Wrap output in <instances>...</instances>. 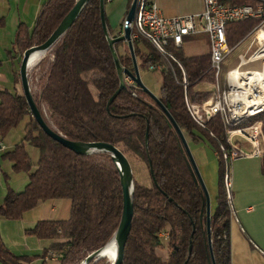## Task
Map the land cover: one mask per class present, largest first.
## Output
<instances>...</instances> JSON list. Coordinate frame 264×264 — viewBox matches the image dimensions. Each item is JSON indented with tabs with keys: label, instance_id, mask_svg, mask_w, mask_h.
<instances>
[{
	"label": "trees",
	"instance_id": "1",
	"mask_svg": "<svg viewBox=\"0 0 264 264\" xmlns=\"http://www.w3.org/2000/svg\"><path fill=\"white\" fill-rule=\"evenodd\" d=\"M219 1L231 5L260 2ZM74 2L46 0L31 30L18 26L14 44L23 51L43 43ZM146 4V0H139V9ZM104 19L107 27L105 14ZM258 22L248 19L228 23L225 27L228 46L233 48L240 43ZM135 27L133 24L132 34L139 32ZM144 33L141 31L132 39L133 52L135 57L141 56L147 69L154 63L163 65L158 101L184 137L197 141L198 132L218 154L216 207L210 214L211 254L204 195L168 116L139 87L126 86L109 102L119 87V77L101 23L100 0H88L73 24L53 44L38 99L47 108L54 129L67 139L108 143L145 163L151 184L144 186L133 179V216L121 264H213L212 258L214 264H230L229 159L222 140L224 124L221 115L198 124L188 109V103H200L210 96L196 88L199 83L213 80L209 52L188 56L181 46L171 43L158 50ZM123 43L116 42L113 48L119 65L133 73L129 50H120ZM43 62L44 58L34 69ZM24 117L28 120L21 140L5 151L3 157L9 159L13 170L24 171L27 181L19 191L6 186L0 218L17 220L39 202L69 199L67 219L40 220L25 231L51 241L42 257L53 252L58 264L81 263L110 241L117 228L122 210L119 172L108 152L79 155L52 140L31 116L22 94L0 89V139ZM255 120L261 121L264 133V111ZM26 145L35 147L39 153L33 169ZM261 170L264 173V156ZM165 230L170 249L166 260L156 253L161 246L159 234ZM30 260V256L14 254L0 236V264H27ZM87 264L102 261L92 257Z\"/></svg>",
	"mask_w": 264,
	"mask_h": 264
},
{
	"label": "crops",
	"instance_id": "2",
	"mask_svg": "<svg viewBox=\"0 0 264 264\" xmlns=\"http://www.w3.org/2000/svg\"><path fill=\"white\" fill-rule=\"evenodd\" d=\"M45 1L0 0V89L22 94L20 92L19 63L24 50L21 51L14 42L19 25L28 30L32 29L40 7ZM108 2H111L110 8L108 11L104 10L107 19L106 29L110 37H117L122 34L123 22L130 7V2L129 0H117L116 2L110 0ZM146 2V5L154 3L161 14L166 17L194 13L202 9V0H146ZM203 37L208 47L207 37L201 34L186 37L181 48L184 42ZM207 50L209 52V47ZM204 53L206 52L194 55ZM39 61L40 56L32 62L29 68L34 67ZM125 77L126 75H124V82ZM203 84L199 83L198 85ZM21 134L23 135V128ZM196 134L199 136L197 141H192L189 136L185 139L193 144L192 149L198 155L202 176H206L207 171H209L213 174L217 172L218 177L217 152L203 135L198 132ZM3 140L0 139V151L2 153L10 150V146H12L11 143L4 144ZM14 142L15 145L17 143L16 139ZM227 169L230 177L228 184L231 186L230 206L233 211L232 214L229 212L230 264H264V173L261 170V156L229 160ZM1 179L0 174V181ZM15 190L19 191V189ZM4 191H0V204L4 197L3 194H5ZM209 192L211 195L210 213H212L216 207V182L215 185H211L210 181ZM56 200L59 199L47 201L54 203ZM45 202H39L33 209L26 211L20 219L0 218V236L2 240L14 254L30 256L31 260L27 264L32 262L33 264L37 262L39 264H58L57 256L52 252L42 257L43 250L50 246L51 241L38 239L25 231L40 220L61 219L41 218L35 212H32L36 207H39L38 205H45ZM158 251L156 248V253L159 255Z\"/></svg>",
	"mask_w": 264,
	"mask_h": 264
},
{
	"label": "built area",
	"instance_id": "3",
	"mask_svg": "<svg viewBox=\"0 0 264 264\" xmlns=\"http://www.w3.org/2000/svg\"><path fill=\"white\" fill-rule=\"evenodd\" d=\"M259 1L255 5H231L219 0H202L200 11L171 17L162 15L154 3L145 6L142 32L145 31L144 34L149 36V41L158 50L170 43L180 47L188 36L203 34L207 37L213 75L211 96L200 103H188V109L198 124H204L215 116L220 118L218 94H226L230 99L231 117L229 126H223V129L229 160L260 157L264 152L261 121L247 123L251 117L264 111V100L261 97L264 95V42L260 40L264 34V0ZM248 19H258L259 22L243 39L251 37L244 53L236 56V64L229 67V57L235 46H228L225 27L230 22ZM138 35L131 33V38H137ZM260 61V69H243L246 65ZM148 70L160 71V64H151ZM125 84L131 88L137 87L128 76L125 77ZM228 206L232 214L230 198Z\"/></svg>",
	"mask_w": 264,
	"mask_h": 264
},
{
	"label": "water",
	"instance_id": "4",
	"mask_svg": "<svg viewBox=\"0 0 264 264\" xmlns=\"http://www.w3.org/2000/svg\"><path fill=\"white\" fill-rule=\"evenodd\" d=\"M88 0H75L73 6L71 9L66 13V15L62 18V20L59 22L55 30L49 35V37L41 44L38 45H32L28 48H26L22 53V58L19 63V79L22 89V95L25 98V101L28 105L29 111L35 122L38 124V126L41 128V130L52 140L55 142L61 144L65 148L71 150L72 152L83 155L88 154L93 151H105L108 152L113 163L115 164L118 172H119V182L121 186V193H122V210L120 219L117 225V228L110 240H113L116 245V255L115 259L111 262V264H121L122 258H123V251H124V245L127 239V236L130 231L131 227V220L133 216V205L131 201V195L133 191V178H132V171L130 164L125 157V155L120 151L117 147L104 143V142H80V141H72L64 137L61 133H59L54 128L48 126V124L44 121L43 116L38 109L37 105L35 104L32 95L29 90L28 86V69L30 65L32 64V55L34 53L42 54L44 51L48 50L50 47L55 44V42L64 34V32L73 24L74 20L76 19L77 15L79 14L81 8ZM139 7V0H132L130 7L127 11V14L124 19L122 34L117 37H110L106 25H105V19H104V3L103 0H100V18L101 23L103 26V30L105 32L106 38L108 40L109 48L111 50L114 63L116 66L117 74L119 77V87L116 90V92L110 97L109 102L114 99L116 94L123 88L126 87V84L124 82V75L130 77L133 82L145 93H147L165 112V114L168 116L170 121L172 122L181 142L183 145V149L185 151L188 165L191 169L192 175L194 177L195 182L200 186L203 195H204V205H205V216H206V235L209 242V250L211 254V247H210V205H209V196L207 193V190L205 188V185L202 181V178L196 168V165L194 163V160L192 158V155L190 153V150L188 148L187 141L180 130V128L174 123V121L171 119L170 115L167 113L164 107L160 104L158 101V98H156L153 94L150 93V91L142 84L139 75H138V68L136 64V58L133 52V46H132V40H131V23L135 19L136 12ZM119 41H125L127 43L128 50L130 52V56L132 59V65H133V73L127 69L122 68L117 60L116 53L113 48V44ZM109 242V241H108ZM107 242V243H108ZM106 243V244H107ZM105 244V245H106ZM104 247V246H103ZM102 247V248H103ZM102 248L98 250L97 252H93L85 257V259L82 261L83 264H87V262L94 257L95 261L101 259L104 257L102 255ZM212 258V255H211ZM212 263L213 258H212Z\"/></svg>",
	"mask_w": 264,
	"mask_h": 264
},
{
	"label": "rangeland",
	"instance_id": "5",
	"mask_svg": "<svg viewBox=\"0 0 264 264\" xmlns=\"http://www.w3.org/2000/svg\"><path fill=\"white\" fill-rule=\"evenodd\" d=\"M116 1L117 0H114V2H116ZM110 3L111 2L105 3V9L104 10H106V11L109 10ZM135 33L136 32L134 31L133 34H135ZM132 39L133 38H131V40ZM250 39H251V37L246 38L240 44H238L234 47V49H233V51L229 57V61H230L229 67H232L236 64L235 63L236 62V56L244 53L245 46L248 44ZM260 40H261V38H260ZM126 44L127 43L124 41V43L122 44V47L120 48L121 51L128 50ZM140 48H141V50H143L142 45L140 46ZM253 48H254V46H253ZM182 49H183L184 53L187 55H194L197 53L208 51L207 50L208 47H207V44L205 42L204 37L203 38H194V39H191V40L184 42ZM250 51H248V53ZM42 58H44V62L38 67V69L37 68L34 69L37 63L35 64L34 67L28 69V75H27L28 86H29V90H30V93L32 95V98H33L35 104L37 105V107L40 108V111L45 115L49 124L54 128V126L52 124V120L50 118V115L47 111V108L38 99L41 78L44 74L47 63L52 58V47H50L48 50L44 51L43 54H40V60ZM135 58H136V64H137V68H138V75H139V78H140L142 84L150 91L151 94H153L156 98H158L159 88H160V84H161V72L160 71H150L147 68H145V66L142 63L141 56H137ZM261 63H262L261 61L258 63H252V64L244 66L243 69H260ZM211 84H212V81L211 82H204L203 85H198L196 88L199 89V91H201V92L209 93V95L211 96ZM20 87H21V84H20ZM20 92H22V89H20ZM27 120H28V118L24 117L21 120V122L17 125V127H14V129L12 128L11 131H9V133H7V135L3 138L4 139L3 143L4 144H10L11 143V145H12V146H10L11 148L14 146V143H15L14 140L15 139L18 143L22 138L21 130L24 127V124ZM253 121H256L255 117H251L247 121V123L253 122ZM222 140L224 141V144H225L224 132H223ZM187 144H188V148L190 150V153L192 155V158L194 160V163L196 165V168H197V170H198V172L202 178V181L205 185V188L207 190V193L209 196V203H210V201H211V195L209 192L210 181H211V185L212 184L215 185V182L217 184V172H215L213 174V173H210L209 171H207V174H206V176H204L205 177L204 178L202 176V173L200 170L201 164L199 162L198 155L195 152V150L193 151V149H192L193 144L191 143V141L187 142ZM262 148L264 149V144H262ZM25 149H26V151L30 157V160L32 163V169H33L36 165L37 160H38V156H39L38 150L31 145H26ZM124 153L123 154L127 158L128 162L130 164V167H131L132 178L134 180H136L139 184H142L144 186H149L151 184V179L149 177L148 170H147L145 163L136 159L129 152H124ZM262 156H264V152L262 153L261 157ZM0 174L2 176V179L0 181V191L5 190L4 193L6 192V186L7 185L14 190L15 189L21 190V189H23V187L27 181V174L22 170H19V171L13 170L11 167V163H10L9 159L6 157H3V153L1 151H0ZM229 179H230V177H229V173H228V182H229ZM228 192H229V198H230L231 186L229 184H228ZM44 204L45 205H41V206L38 205L39 207H36V209H34V211H32V212H35V214L39 215L41 218L46 217L47 219H58V218L67 219L70 215V205H69L70 200L67 198L56 200L54 203H50V202L46 201ZM30 214H32V213H30ZM159 237H160V241H161V246L158 247L157 250H159L158 251L159 256L162 259L166 260L168 258L169 251H170V249L167 245V231L166 230L162 231L159 234ZM52 254H53V252H52ZM101 261H102V264H104V263L111 264V262H112L107 257H102ZM31 264H33V262ZM34 264H39V263L37 262ZM78 264H80V263H78Z\"/></svg>",
	"mask_w": 264,
	"mask_h": 264
},
{
	"label": "bare ground",
	"instance_id": "6",
	"mask_svg": "<svg viewBox=\"0 0 264 264\" xmlns=\"http://www.w3.org/2000/svg\"><path fill=\"white\" fill-rule=\"evenodd\" d=\"M144 17H145V8L139 9L138 7V10L135 15V19L131 23V27L133 24H135V26L138 28L139 30L138 33H141L143 29V18ZM146 36L149 38L148 35ZM260 38H261V41L264 42V34H262ZM39 56H40L39 53H34L32 55V62L36 61ZM163 69H164L163 65L160 64V71H162ZM262 76H264V73L262 74ZM261 97H263L262 100H264V95H262ZM218 106L221 108L220 115L222 117L224 126H229L230 117H231L230 99L226 97V94H218ZM101 253L104 257H107L111 261H113L116 255V245L114 241L110 240L106 245H104ZM80 264H83V262H81Z\"/></svg>",
	"mask_w": 264,
	"mask_h": 264
}]
</instances>
